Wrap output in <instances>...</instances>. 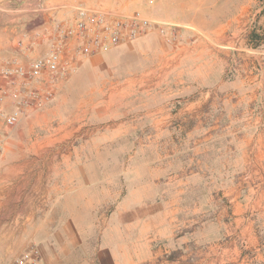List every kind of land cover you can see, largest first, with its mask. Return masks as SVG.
I'll return each mask as SVG.
<instances>
[{
  "label": "crops",
  "instance_id": "1",
  "mask_svg": "<svg viewBox=\"0 0 264 264\" xmlns=\"http://www.w3.org/2000/svg\"><path fill=\"white\" fill-rule=\"evenodd\" d=\"M223 1L177 0L172 18L143 13L176 27L173 40L153 31L85 58L78 75L109 94L66 116L63 78L51 103L23 116L66 133L93 128L21 185L28 238L11 257L34 243L45 264L264 263V40L253 37L264 33V0ZM117 2L0 0V65L45 55L35 34L80 5L131 15L135 0Z\"/></svg>",
  "mask_w": 264,
  "mask_h": 264
},
{
  "label": "built area",
  "instance_id": "2",
  "mask_svg": "<svg viewBox=\"0 0 264 264\" xmlns=\"http://www.w3.org/2000/svg\"><path fill=\"white\" fill-rule=\"evenodd\" d=\"M170 26V27H168ZM171 25L156 22L141 14L117 15L102 12L86 5L58 19L52 32H37L36 39H47L45 55L31 59L27 65L18 59L2 68L4 83L0 87V117L8 128H15L28 111L40 110L51 103L59 90V82L75 72L83 59L106 53L116 47L159 31L169 33ZM36 44V40L32 42ZM14 108L7 111L6 99ZM3 158V140L0 137V162ZM0 264H45L37 244L29 245L15 257L6 258Z\"/></svg>",
  "mask_w": 264,
  "mask_h": 264
},
{
  "label": "rangeland",
  "instance_id": "3",
  "mask_svg": "<svg viewBox=\"0 0 264 264\" xmlns=\"http://www.w3.org/2000/svg\"><path fill=\"white\" fill-rule=\"evenodd\" d=\"M135 1L134 4L130 3L127 8L124 6V9H128L130 14L142 15L143 13L152 12L154 14L165 13L170 18L177 17V0H154L152 3L149 0ZM127 2L129 0H118L117 5H126ZM213 3L214 5L223 4L224 1L214 0ZM42 9L40 8V10ZM109 13L125 15L124 12ZM175 28L171 25V28L168 29L169 33L175 31ZM253 37L260 42L264 40V33L262 35L256 33ZM20 46L21 42L19 40L16 47L20 48ZM7 60L9 59H5V61ZM1 68L0 65V87L4 83ZM80 70L79 67L67 77L66 87L60 92L65 97V103L62 105L60 112L66 114V116L78 111V105L82 99H88L91 96L94 97V95L96 96L94 97L95 100L101 98L100 95L102 94L98 90L103 88V93L109 94V86L102 87L99 84L100 80L94 79V74L84 77L87 73L85 72L84 75H78ZM92 128L91 125L82 124L80 127L77 126L71 132L66 133L64 129L59 128L56 122L34 124L25 123L22 119L15 128L11 129L5 126L0 117V137L3 140V158L0 162V263L3 259L11 258V256L17 254L18 250L15 249L21 241L28 238V234H24L23 223L26 214L29 212V206L26 205L25 201H27L26 197L29 196L30 190L21 189V185L25 183L31 185L33 180L35 181L31 174L52 172L54 165L65 154L73 152L78 144L83 143L88 138ZM21 212L26 213L23 215Z\"/></svg>",
  "mask_w": 264,
  "mask_h": 264
}]
</instances>
